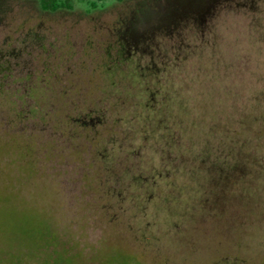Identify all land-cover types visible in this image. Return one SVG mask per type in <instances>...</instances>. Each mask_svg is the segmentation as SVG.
<instances>
[{
    "label": "rangeland",
    "instance_id": "rangeland-1",
    "mask_svg": "<svg viewBox=\"0 0 264 264\" xmlns=\"http://www.w3.org/2000/svg\"><path fill=\"white\" fill-rule=\"evenodd\" d=\"M252 22L264 39V0H115L55 13L0 0V92L13 102L0 96V264H264V187L248 199L226 186L216 198L212 187L139 182L149 170L123 155L101 167L76 122L109 105L102 65L122 42L193 90L202 42L214 43L210 57L239 62L238 87L263 88L264 52H244ZM12 105L36 112L19 117Z\"/></svg>",
    "mask_w": 264,
    "mask_h": 264
},
{
    "label": "trees",
    "instance_id": "trees-1",
    "mask_svg": "<svg viewBox=\"0 0 264 264\" xmlns=\"http://www.w3.org/2000/svg\"><path fill=\"white\" fill-rule=\"evenodd\" d=\"M106 1L115 0H39V7L55 13L85 3L94 10ZM197 26L202 33L205 26ZM255 26L246 29L252 31V40L244 52L260 55L264 39L256 37ZM205 43V55L198 61L202 73L188 81L198 86L193 90L184 82L177 86L168 74L163 76V65L141 64L142 57L137 58L136 51H129L122 42L116 56L109 54L102 65L99 90L102 101L109 105L97 103L83 109L76 122L88 132L103 168L115 167L123 155L125 164L149 170L151 176L143 175L139 182L178 183L184 186L180 189L212 187L216 198H220L218 189L232 186L251 199L253 185L264 187V75L257 78L263 88L241 89L235 78L239 62L211 58L215 44L209 47ZM141 54L146 56L144 51ZM226 66L233 77L221 74ZM0 96L4 103L13 104L8 96L1 92ZM30 96L43 95L39 91ZM14 106L10 109L19 117L36 112L35 108ZM11 144L19 149L21 143ZM22 151L32 162L30 144ZM236 196L241 195L237 192Z\"/></svg>",
    "mask_w": 264,
    "mask_h": 264
},
{
    "label": "clouds",
    "instance_id": "clouds-1",
    "mask_svg": "<svg viewBox=\"0 0 264 264\" xmlns=\"http://www.w3.org/2000/svg\"><path fill=\"white\" fill-rule=\"evenodd\" d=\"M81 2H83V0H81Z\"/></svg>",
    "mask_w": 264,
    "mask_h": 264
}]
</instances>
